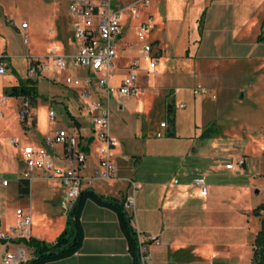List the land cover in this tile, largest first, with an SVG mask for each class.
<instances>
[{"label":"rangeland","instance_id":"obj_1","mask_svg":"<svg viewBox=\"0 0 264 264\" xmlns=\"http://www.w3.org/2000/svg\"><path fill=\"white\" fill-rule=\"evenodd\" d=\"M71 1L0 0V51H7L11 55L9 71L0 75V177L5 176L10 181L6 192L0 186V206L2 209L8 208L10 220L15 224L18 220L15 208L19 206L17 208L26 211L29 197L15 192L16 175L21 173L18 163L21 154L19 148L13 144V139L35 143L43 135H50L54 128L86 127L90 121L89 115H86L87 103L94 98L90 89L86 90L88 95L82 97L81 89L73 90L60 82L39 79L35 86V108H29L27 118L24 119L21 115L22 99L7 97L2 93V86L13 80L11 76L15 79L19 77L12 72L13 66L24 78L28 55H69L74 52L76 45L71 41L72 25L67 11ZM124 1L119 0L122 22L128 26L140 20L151 22L148 38H157L162 47L156 70L145 74L140 80L141 89L138 94L122 97V100L129 101L120 108L112 97L109 98V134L117 141V145L110 151H125L126 164L121 174L136 180L151 178L152 169L159 170L161 166L170 167L165 175V178L168 177L177 159V163H182L191 176L201 171L207 172L208 182L214 180L208 170V158L197 154L183 158L184 152H189L192 148L198 152L206 151V157L214 159L213 164L218 172L224 170L225 162L233 163V156L244 153L245 167L236 174H242V183L239 186H246L245 191L240 192L239 199L234 200L223 194L214 200L218 209L211 214L212 222H223L224 226L214 229L213 224L199 234L193 232L194 237L224 241L233 235L231 231H226L232 209H244L250 205L254 207L264 201V42L255 44V36L264 34L263 0H214L211 4L209 0H204L201 10L208 7L210 13L218 12L223 15L220 22H216L215 28L225 26L226 40L224 45L219 46L211 40L212 36L203 38L207 57L201 62L194 76L189 71L192 60L188 61L185 57V50H192L193 37L194 34L197 35L196 28H191L195 9L193 4L190 5L191 0H148L146 6L136 10L138 16L128 6L133 0H128L127 3ZM124 4L128 7H124ZM156 17L160 19L159 28L156 25L154 27ZM12 19L16 24L27 21V45L23 43L22 35L9 24ZM127 34L126 49L122 55L137 56L141 73L145 64L136 51L139 43L130 31ZM249 41L254 42V47L249 46ZM53 43H58L59 47ZM235 43L239 45L236 54L233 47ZM83 72L80 68L67 66L61 71L49 67L45 74L82 77ZM200 83L214 93L213 99L206 97V94L201 97L200 92L206 90L203 87L194 96L191 94V89ZM202 98L206 101L201 111ZM169 101L175 102L173 117L176 135L172 137L165 135L167 123L164 105ZM178 102H183L184 107H178ZM49 108L54 111V120H50L46 114ZM203 111L206 117L211 111L212 116L201 128ZM35 117L37 128L33 129ZM160 122L165 123V128L160 127ZM206 127L212 129L210 137H197L196 132ZM157 133L160 136L157 137ZM95 159L85 158L86 169L83 174H90ZM51 181L54 180L39 177L30 180L32 211H48L53 215L61 211L55 201L45 202L42 191L45 182ZM254 190L258 193L255 194ZM129 194L134 196V190L132 192L131 189ZM251 219L250 226L255 221L259 224L258 219L253 216ZM5 231H9V228ZM11 245L7 250H14L17 246L13 242ZM18 245L27 247L23 243ZM243 250L245 253L246 249ZM5 252L6 247L0 240V264ZM230 255L231 261H236L238 257L240 262L243 261L241 264L249 262L250 253L248 260L246 254L239 251H231ZM211 261L214 262L215 259Z\"/></svg>","mask_w":264,"mask_h":264},{"label":"crops","instance_id":"obj_2","mask_svg":"<svg viewBox=\"0 0 264 264\" xmlns=\"http://www.w3.org/2000/svg\"><path fill=\"white\" fill-rule=\"evenodd\" d=\"M128 0L124 2L127 3ZM214 0H209V3L213 2ZM115 3L118 7L119 0H115ZM204 0H191L190 5H194L193 9V17H192V26L191 28H196L197 35L194 34V39L192 41V50L186 49L185 51L187 54L185 55L188 61L192 60V68L189 70L192 72V75H195V71L199 70V66L201 62L207 57L206 53V46L203 43V38L205 36H212V41L215 45H224L226 37H225V26H220V28L216 27V22H220L222 19L221 13L218 12L210 13L208 7L203 6ZM264 3V0H263ZM264 5V4H263ZM125 6V4H124ZM121 8V7H120ZM201 10L200 14L202 13L201 21L198 25V20L200 14L197 18L198 12ZM136 12V16H138ZM69 19H71L69 17ZM159 17H156L154 24L159 28ZM196 20V21H195ZM141 21V20H140ZM154 21V19H153ZM22 22V21H21ZM20 22V23H21ZM139 22V21H138ZM137 22V23H138ZM20 23L16 24L13 22V19L9 22L12 28L21 35L23 32L27 35L25 30H21ZM121 23V35L118 39V45L116 49V56L113 60V68H112V76H111V83L116 85L118 84L119 80L125 73V66L129 63V61L133 59H137V56L134 57H123L122 52L126 49L127 43V31H130L132 36L134 37V25L128 26L122 22L120 17ZM8 24V23H7ZM28 27V24H27ZM130 27V29H129ZM129 29V30H128ZM217 29V30H216ZM258 35V34H257ZM256 35V36H257ZM255 36V44H261L260 42L256 41ZM147 40L150 42L152 46V50L154 55L158 59L160 58L161 52V45H159V40L157 38L149 39L147 35ZM71 41L75 43L76 48H78V42L73 40L72 33H71ZM264 42V41H261ZM139 43V42H138ZM212 43V42H211ZM54 46L59 47L58 43H53ZM27 45V43L25 44ZM233 45V44H232ZM231 45V46H232ZM254 42L249 41V46H253ZM160 46V47H159ZM238 44L235 43L234 47V54H236L238 49ZM155 47V49H154ZM254 47V46H253ZM74 50V51H75ZM141 57L140 53V44L136 50ZM4 53L6 55L4 63L6 67V72L9 71V59L11 55L7 53V51H0V54ZM30 56H42V55H28ZM142 58V57H141ZM145 66L143 67V72H139V65L137 62L136 72H137V85L139 86V82L143 79L144 75L147 73H152L156 70V66L154 71L148 69L146 62L143 60ZM46 69L41 72L39 78H34L35 86L39 79H46L53 83L60 82L62 83V75L59 76L55 75H46L45 71L52 69L53 64L49 60H46ZM25 76L24 78L19 75V72L13 66L12 72L17 74L19 77L15 79V77L11 76L13 79L8 83L4 84L2 87V93L4 94V89L11 85H16L19 83L20 80L27 79L26 75V67H27V60L25 63ZM196 69V70H195ZM4 73V74H5ZM3 75V74H2ZM76 77V76H74ZM84 77V72L83 76ZM77 77V78H82ZM69 89H80L78 87L73 86H66ZM200 87H203L205 90L203 93L200 92ZM203 84H196L195 87L191 89V94L194 96L197 92H200L201 97L205 96L213 99L214 93L211 92L209 88ZM197 88H199L197 90ZM175 90L177 88H174ZM94 97L101 95V89L97 87H93L90 89ZM140 92V91H139ZM138 92V93H139ZM137 93V94H138ZM136 95V94H135ZM212 95V96H211ZM82 97H84L82 95ZM130 97V96H128ZM0 98H2L0 96ZM115 102L118 103V107L120 108L123 104H126L129 99L122 100V97H115L112 96ZM205 98L200 100L201 111L203 110V104L205 103ZM8 102V100H7ZM173 108L175 106V102L172 101ZM183 102H178L180 104ZM184 107V104H183ZM35 108V106L33 107ZM32 108V110H33ZM182 108V107H181ZM50 110V108L48 109ZM47 110V112H48ZM52 110V109H51ZM47 114V113H46ZM85 114V112H84ZM35 115V114H34ZM86 115H88L86 113ZM203 121L201 122V128L206 123L208 119L211 118V111L205 116L203 111ZM33 124H35L34 128H37V121L36 117L34 119ZM175 126V121H174ZM66 129L70 130L72 133H75L78 140V148L85 154V158H93L95 162L92 163V167L90 168V174H83L84 170L86 169L85 161L83 167L79 170V175L81 176L80 181V189L84 188H91L96 193L113 197L118 200L123 201V199L130 195V190H134V213H131L128 210L126 214L130 216V225L134 229L136 233H142L144 235H155L156 241L155 242H146L144 243L145 250L149 256V263L147 264H241L240 258L236 259V261H231L230 254L231 251H239L242 252L246 259L248 260V254L251 252V243L253 237L259 227L257 225V221L252 222L251 216H253L250 211L252 208L251 205L247 208H235L232 209L230 214V220L226 226V231L232 232V236L225 239L224 241H218L207 238V237H194L195 234H199L203 232L208 226H212L215 224L214 229H219L223 227L222 223H214L212 222V215L215 209H218L215 206V199L217 197L222 196L223 194L232 199H239L240 192L245 191L246 186H239L241 182L242 174L240 173L237 175L236 173L240 172L245 167V159L246 156L244 153L238 156H233L232 158H242L243 165L240 170L238 171H230L228 170L225 165L228 163H224V170L220 172L217 171L215 164H213L212 157H206L208 154L206 151L198 152L194 150L189 152H184L183 158L192 156V155H199L202 158H208L209 168L208 170L211 171V175H213V179L211 181H207L208 173L205 171H201L198 174L191 176L187 172V168L183 166L182 163H177V159L174 163L172 172L169 173V176L165 178L166 173H168L170 167H159L158 169H152L153 175L151 178H140L138 180L128 177L124 174H121L125 164H126V155L125 151H109L110 152V160L114 166V177L112 179H102L97 177L94 173L96 169H99V165L97 162V153L96 149L98 148V141L93 137L91 132V122H88L86 127L79 126L78 128L75 127L74 129L65 127H58L51 130V134L56 129ZM165 128V127H163ZM200 131L196 132V135L200 134ZM109 132V129H108ZM50 135H43L42 137L38 138L35 143H31L30 141H21L20 145L27 144V145H39L41 144L42 140L46 136ZM110 135V134H109ZM175 129H174V136H175ZM111 136V135H110ZM113 137V136H111ZM198 137V136H197ZM114 138V137H113ZM18 139V138H17ZM19 140V139H18ZM112 148L111 150H113ZM50 150L55 154V164L56 165H63L65 163L64 158L61 156V151L59 146H53ZM20 151V150H19ZM176 156V155H175ZM177 157V156H176ZM181 158V155H180ZM18 163L21 166V173L20 175H16V194L23 196L20 194L18 190L19 186V179L23 178L22 171L25 169L24 163L22 162V158L18 159ZM120 172V174H117ZM225 172L227 174H225ZM220 173V174H219ZM264 174V173H263ZM46 173L42 171H32L31 178H28V193L27 197H29L28 207L25 211L30 219L29 231L28 234H24V237H34L46 242H51L64 228L65 226V218L66 213V198H65V188L56 180L51 182H45L44 190L42 191L45 195V202H56L59 205L61 211L57 212L56 215H53L51 212L48 211H32L33 206L30 202L31 197V189H30V180L35 178H44ZM198 176H203L204 182L207 188V193L205 195L199 194V188L195 184L192 183V179ZM7 180V185L2 184V180ZM173 179H176V183H173ZM53 180V179H49ZM120 183V184H118ZM10 185V181L7 177L1 176L0 177V186L4 187L6 192V188ZM210 186V187H209ZM135 190H137L135 194ZM254 193H258L257 190H254ZM1 194H0V202H1ZM49 204V203H48ZM259 204V203H258ZM1 205V203H0ZM19 207V206H17ZM15 208L16 209L18 208ZM219 207V206H218ZM0 206V231L5 233H10V227L16 225L12 220H10L11 216L8 212V208H4ZM22 209V208H21ZM16 214V212H15ZM17 216V215H16ZM254 218L258 219V217L253 216ZM80 224L82 227V240L80 247L71 255L50 260L44 262L43 264H132V256L127 248V242L125 237L123 236L122 232L119 229L117 218L115 213L110 210L109 208L97 205L93 201L87 199L80 211ZM255 219V220H256ZM259 223V219H258ZM220 226V227H219ZM9 228V231H5ZM6 252L14 251L16 247H21L23 250L24 259L19 263L21 264L28 258L32 256V250L28 247L23 245H18L14 247V250H7L8 247L12 245H6ZM243 248L246 249L244 253ZM5 252V253H6ZM4 253V254H5ZM3 254V255H4ZM221 254L223 256L221 257ZM2 255V259H3ZM215 259V263L211 261ZM250 259V256H249ZM3 264V260L2 263ZM249 264V262H248Z\"/></svg>","mask_w":264,"mask_h":264},{"label":"built area","instance_id":"obj_3","mask_svg":"<svg viewBox=\"0 0 264 264\" xmlns=\"http://www.w3.org/2000/svg\"><path fill=\"white\" fill-rule=\"evenodd\" d=\"M147 3L148 0H133L128 6L136 12ZM67 11L71 18L72 38L78 42V48L69 55L50 53L45 56L27 57L26 75L31 80L39 78L41 72L46 69L45 61L49 60L60 71L67 66L77 67L84 71L82 78L68 74L63 76L61 80L64 85L80 88L84 96L88 95L86 90L93 89V87L101 89V95L87 103L91 132L99 143L96 149L99 169H96L94 173L102 179H112L114 166L111 163L109 151L117 145V141L108 132V100L112 96L117 98L133 96L140 91L137 85V60L133 59L125 66V73L118 84L111 83L113 60L121 35L122 8L116 5L115 0H72L67 6ZM151 26V22L141 20L135 25L133 35L140 44L141 57L146 62L148 69L154 71L157 58L146 38ZM20 28L25 30L27 21H22ZM22 41L24 44L27 43V35L24 32ZM5 57L4 53L0 54V75L6 71ZM178 107H183V104H178ZM27 112V101H23L22 118ZM47 116L50 120H54V111L48 110ZM159 125L165 127L164 122H160ZM156 136H160V133H157ZM13 144L19 148L25 166L22 171L23 178H31L32 171H42L46 173L44 178L58 181L65 188V208L68 210L80 191L79 170L85 161V154L78 148L76 134L60 128L54 130L52 135L44 137L39 145H20L18 139H13ZM56 145L59 146L60 154L65 160L63 165L55 164V154L50 150ZM242 165L243 159L238 157L234 159L233 163H227L225 167L230 171H238ZM7 183V180H2L3 185H7ZM173 183H176V179H173ZM192 183L198 186L200 195L207 193L203 176L193 178ZM122 206L132 215L134 213L133 195L126 196L122 201ZM15 212L18 220L16 225L10 227V234L0 231V240H4L6 245H10L12 239L16 237H24L23 235L28 234L29 231L28 214L21 208L16 209ZM136 241L139 264L149 263L150 259L144 243L155 242L156 236L136 233ZM23 259L22 248L16 247L14 251L6 252L2 260L3 264H19Z\"/></svg>","mask_w":264,"mask_h":264},{"label":"trees","instance_id":"obj_4","mask_svg":"<svg viewBox=\"0 0 264 264\" xmlns=\"http://www.w3.org/2000/svg\"><path fill=\"white\" fill-rule=\"evenodd\" d=\"M201 17L202 13L200 14L198 25L201 21ZM256 41H264V34L259 33L256 36ZM4 95L7 97L21 98L22 102L27 101L28 111L29 108L35 106V99L37 97L35 81L29 78L20 80L18 84L6 87L4 89ZM164 112L167 123L165 135L172 137L174 136L172 102L169 101L164 105ZM69 116L71 117V115ZM24 118H27V113H25ZM211 132L212 129L206 127L200 132L198 137L201 139L208 138L210 137ZM18 190L21 195H27V178L19 179ZM87 199L93 201L97 205L109 208L115 213L119 229L126 239L128 251L132 256V264H139L136 232L130 225V216L126 214V211L122 206V201L113 197L98 194L91 188L80 189L77 197L66 213L64 228L51 242H46L30 236L27 238L16 237L12 239L13 243H23L32 250V256L21 264H43L44 262L73 254L81 244L83 233L79 217L82 206ZM250 213L253 216L258 217L259 227L251 243L249 264H264V201L252 208ZM1 241L3 243L5 242L4 240Z\"/></svg>","mask_w":264,"mask_h":264},{"label":"water","instance_id":"obj_5","mask_svg":"<svg viewBox=\"0 0 264 264\" xmlns=\"http://www.w3.org/2000/svg\"><path fill=\"white\" fill-rule=\"evenodd\" d=\"M192 151L194 150V148L191 149Z\"/></svg>","mask_w":264,"mask_h":264}]
</instances>
